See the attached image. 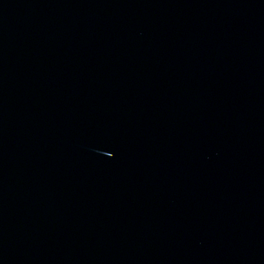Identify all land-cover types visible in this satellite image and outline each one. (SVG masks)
<instances>
[{"label": "water", "instance_id": "water-1", "mask_svg": "<svg viewBox=\"0 0 264 264\" xmlns=\"http://www.w3.org/2000/svg\"><path fill=\"white\" fill-rule=\"evenodd\" d=\"M0 264H264V0H0Z\"/></svg>", "mask_w": 264, "mask_h": 264}]
</instances>
